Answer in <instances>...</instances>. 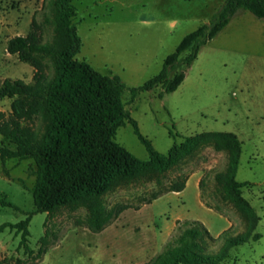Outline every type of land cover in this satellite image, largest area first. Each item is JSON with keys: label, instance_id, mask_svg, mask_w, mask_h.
Segmentation results:
<instances>
[{"label": "rangeland", "instance_id": "rangeland-1", "mask_svg": "<svg viewBox=\"0 0 264 264\" xmlns=\"http://www.w3.org/2000/svg\"><path fill=\"white\" fill-rule=\"evenodd\" d=\"M219 1H72L77 15L70 25L82 43L76 58L85 59L102 74L122 79L127 86L125 108L154 148L169 155L173 146L185 143L186 138L204 136L164 180L168 184L178 175H187L188 184L182 192H169L139 210L128 209L100 233L75 227L76 221L89 215L82 204L54 215L35 213L29 223V246L37 253L46 229L55 232L57 243L37 264H142L161 251L177 219L199 220L212 236H220L208 247L210 254L220 251L224 232L232 236L245 233L248 219L216 182L217 173L227 167L230 140L205 136L210 132L234 133L242 142L236 179L248 182L241 189L242 196L261 218L255 231L261 235L259 240L233 247L222 264H264V20L249 11L239 12L201 49L175 92L163 97L162 88L136 97L130 92L159 73L164 59L187 34L210 21V12L222 5ZM44 2L0 0V85L6 78L32 83L33 67L7 53L6 47L12 37L31 31L34 16L43 44L60 39L56 25L46 21L53 14ZM48 62L51 79L54 66ZM16 103L17 98L0 99V110L9 113ZM28 126L39 138L45 132L42 117L29 121ZM116 141L140 160H149L132 124L127 122L118 129ZM2 144L13 148L0 136ZM36 170L32 159L0 160V197L20 209L0 202V225L19 223L36 211L32 192ZM154 187L150 182L120 187L106 195L107 207L137 204ZM21 239L16 229L1 232L0 259L33 261L35 256L25 253Z\"/></svg>", "mask_w": 264, "mask_h": 264}, {"label": "trees", "instance_id": "trees-1", "mask_svg": "<svg viewBox=\"0 0 264 264\" xmlns=\"http://www.w3.org/2000/svg\"><path fill=\"white\" fill-rule=\"evenodd\" d=\"M73 0H45L60 39L53 44H43L36 30L39 27L34 16L31 31L27 35L8 40L7 53L16 55L21 62L34 69L32 83L23 79L6 78L0 85V99L17 98L9 113L0 110V136L13 148L2 144L0 160L32 159L37 165L36 181L32 189L36 211L16 224L0 225L16 229L21 234V247L25 253L35 256L31 262L0 264H37L52 246L57 245L50 229L37 253L29 246V223L35 213L54 215L62 210H73L77 205L87 207L86 220H78L75 227H85L100 233L110 226L124 211L139 210L169 192H182L189 177L178 175L168 184L167 174L198 145L201 137H188L186 142L174 145L169 155L157 151L139 128L138 122L125 108L123 95L127 86L118 75H105L97 71L85 59L76 58L82 46L80 36L72 20L77 11ZM241 11H249L264 20V0H225L224 4L196 30L187 34L174 52L163 62L162 69L143 85L130 89L132 97L141 92L162 88L161 97L175 92L186 78L187 70L197 60L201 49L215 38ZM186 56L181 57L183 54ZM54 66V76L49 79V62ZM42 117L45 132L39 138L28 122ZM132 124L134 133L149 153V160L137 158L116 141L117 131L126 123ZM205 136L227 138L229 160L226 169L216 175L217 185L248 219L245 233L232 236L224 232L220 251L210 254L208 247L219 239L205 224L195 219H177L167 241L149 261L142 264H222L233 247L252 240H259L256 233L261 220L249 201L241 193L248 182L237 181V171L242 154V142L234 133L210 132ZM138 182L154 183L155 187L139 198L137 204H117L109 209L106 195L120 187ZM4 207L17 206L0 197ZM47 224H45L46 227Z\"/></svg>", "mask_w": 264, "mask_h": 264}, {"label": "crops", "instance_id": "crops-1", "mask_svg": "<svg viewBox=\"0 0 264 264\" xmlns=\"http://www.w3.org/2000/svg\"><path fill=\"white\" fill-rule=\"evenodd\" d=\"M219 2H220V4L223 5L224 2H225V0H220ZM222 5H220V6H222ZM218 8H219V7H218ZM218 8H217V9H218ZM217 9L215 8V11H216ZM215 11H213V12L215 13ZM213 12H210L211 15H210V17H208V21H209V20L211 19V17L213 16V14H214ZM198 180H199V176H197V180H196V181H198ZM187 184H188V183H187Z\"/></svg>", "mask_w": 264, "mask_h": 264}]
</instances>
